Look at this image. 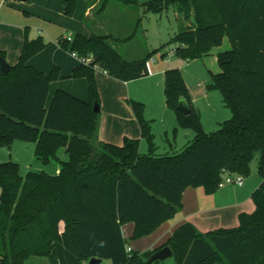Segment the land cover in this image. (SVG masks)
<instances>
[{
	"label": "trees",
	"instance_id": "1",
	"mask_svg": "<svg viewBox=\"0 0 264 264\" xmlns=\"http://www.w3.org/2000/svg\"><path fill=\"white\" fill-rule=\"evenodd\" d=\"M79 0H65V14L73 16ZM120 7L162 12L173 7L180 20L174 37L176 54L186 60L214 53L225 36L229 50L218 51L220 71L212 73L208 89H218L232 116L208 132L196 110L179 67L165 70L167 106L176 111L178 125L191 128L193 140L179 151L157 154L151 121L144 104L128 103L141 126L148 152L140 139L122 145L99 139L100 102L96 69L131 81L150 74L149 60L127 59L116 44L134 39L101 31L59 40L67 51L92 57L73 69L71 77H86L89 99L65 90L55 92L48 106L50 84L59 76L41 72L29 60L43 50V38H26L20 59L5 74L0 68V146L15 140L35 144L43 162L56 159L59 173L29 171L23 176L18 162H0V264H83L92 257L111 264H153L148 259L165 246L179 264H264V0H99L97 15ZM113 3V4H111ZM142 19L137 21V26ZM165 54H163V57ZM6 58L0 50V58ZM181 99L192 108L186 115ZM64 147L68 159L58 151ZM260 153L261 183L252 194L256 209L241 213L239 224L201 232L192 222L178 226L163 245L145 252H127L122 226L133 222V239L152 234L182 209L188 187L215 192L225 171L247 177L254 155Z\"/></svg>",
	"mask_w": 264,
	"mask_h": 264
},
{
	"label": "crops",
	"instance_id": "2",
	"mask_svg": "<svg viewBox=\"0 0 264 264\" xmlns=\"http://www.w3.org/2000/svg\"><path fill=\"white\" fill-rule=\"evenodd\" d=\"M8 1L10 0H0V50L4 52L7 61L11 65L17 64L26 38L32 40L41 37L47 45L29 63L46 74H50L54 67L59 69L58 78L50 84L48 106L59 89L88 100L87 78L71 77L73 69L82 62L78 56L62 48L59 40L76 33L90 36L93 31L121 36L119 34L127 28L126 18L130 8L123 5L118 10L113 9V12L97 15L99 0H79L74 15L67 16L65 0H33L26 6L20 1L19 4L7 7L5 4ZM95 73L102 110L99 139L117 145H122L126 137L140 139V150L143 152L142 147L146 141L142 137L141 126L126 103L130 92L129 81L112 77L99 68ZM193 137L194 133L191 137L188 136L186 144ZM67 155L64 147L59 149L60 160H67ZM251 167L253 174L244 177L242 185L227 184L213 193H207L203 186L186 188L182 195V209L150 235L133 239L135 224H124L122 234L127 245L141 253L155 249L167 242L174 230L185 222H192L201 232L238 226L241 213H252L256 209L252 194L262 179L258 174V164H255V169L253 165ZM57 170L59 173L60 163ZM37 261L43 264L48 262L40 258ZM88 263L89 260L84 261V264Z\"/></svg>",
	"mask_w": 264,
	"mask_h": 264
},
{
	"label": "rangeland",
	"instance_id": "3",
	"mask_svg": "<svg viewBox=\"0 0 264 264\" xmlns=\"http://www.w3.org/2000/svg\"><path fill=\"white\" fill-rule=\"evenodd\" d=\"M32 1L26 0L22 3L26 6L31 4ZM147 1L149 0H138L141 4ZM113 2L114 4L111 3L113 5L109 7L108 13L113 12V9L118 10L121 5L119 1ZM19 3L21 2L10 0L5 6H14ZM176 14L173 7L158 13L154 11L144 13L143 9L131 7L129 16L126 18L127 28L119 35L125 38L135 31L134 39L116 44L117 49L127 59H139L149 51L156 50L153 60H149L148 63L150 74L129 81L130 92L126 103L130 107L128 100L131 98L144 104V117L151 121L157 154L179 151L186 144L188 136L191 137L194 133L193 129L189 127H180L176 111L167 106L165 95V70L167 68L179 67L182 70L186 84L192 94L194 106L201 115L202 124L206 131L217 130L220 122L232 116L231 110L223 102L222 93L218 89L207 88V85L212 81V73L221 70L217 60V52L231 48L228 36L224 37L222 46L215 49L213 54L193 60L183 59L176 54L175 48L177 44L174 37L179 33L181 25ZM140 17L142 22L137 26ZM163 54H165L164 57ZM99 105L101 106V97ZM130 110H132L131 107ZM100 114L102 115L101 109ZM147 150L148 144L144 142L142 151L147 152ZM259 159L260 153H256L253 162H251L253 169H255V164H258ZM4 160L18 162L23 176H26L29 171L41 170L57 174L59 168V162L56 159L49 160L46 163L38 159L35 155L34 143L19 139L15 140L10 147L0 146V162ZM252 174L251 167V172L247 177L252 176ZM104 262L110 264L107 260ZM153 264L179 263L177 256L172 254L171 257L155 261Z\"/></svg>",
	"mask_w": 264,
	"mask_h": 264
},
{
	"label": "water",
	"instance_id": "4",
	"mask_svg": "<svg viewBox=\"0 0 264 264\" xmlns=\"http://www.w3.org/2000/svg\"><path fill=\"white\" fill-rule=\"evenodd\" d=\"M19 1H26V0H19ZM11 64L7 61L6 58L1 57L0 58V68L3 72L8 73L11 69ZM179 108L186 114L189 115L192 113V108L190 107V105L186 102V100L181 99L179 102ZM95 111H100V105L98 103L95 104L94 106ZM0 206H1V202H0ZM173 254V250L171 249V247L169 246H165L162 249L156 251L154 254H152L150 256V258L148 259L149 263H153L155 261L158 260H163L166 259L168 257H171ZM103 259L99 258V257H92L89 260L88 264H100L102 263Z\"/></svg>",
	"mask_w": 264,
	"mask_h": 264
},
{
	"label": "built area",
	"instance_id": "5",
	"mask_svg": "<svg viewBox=\"0 0 264 264\" xmlns=\"http://www.w3.org/2000/svg\"><path fill=\"white\" fill-rule=\"evenodd\" d=\"M65 39H67L70 42L73 40V36H67V37H65ZM72 53L74 54V56H78V54L76 52H72ZM79 58H80L82 63H89L92 60V57H90V56L84 57V58L79 57ZM243 182H244V176L243 175H241V174L238 175L235 173H231L229 171H225L222 175V180L219 184V187H223L227 184L242 185ZM126 250H127V252H131L133 249L131 246L127 245ZM100 264H104V263H100Z\"/></svg>",
	"mask_w": 264,
	"mask_h": 264
}]
</instances>
